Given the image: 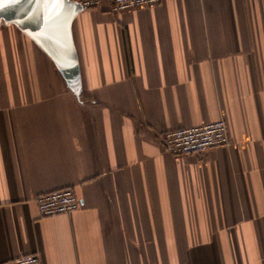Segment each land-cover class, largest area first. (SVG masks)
<instances>
[{"label": "crops", "instance_id": "crops-1", "mask_svg": "<svg viewBox=\"0 0 264 264\" xmlns=\"http://www.w3.org/2000/svg\"><path fill=\"white\" fill-rule=\"evenodd\" d=\"M59 52L0 9V264H264V0L67 13ZM225 118L231 144L160 134ZM81 207L43 217L37 196Z\"/></svg>", "mask_w": 264, "mask_h": 264}, {"label": "built area", "instance_id": "built-area-1", "mask_svg": "<svg viewBox=\"0 0 264 264\" xmlns=\"http://www.w3.org/2000/svg\"><path fill=\"white\" fill-rule=\"evenodd\" d=\"M82 8H100L103 3L110 5L115 13L132 10L144 6L159 4L162 0H69ZM160 143L164 150L173 156L201 155L206 151L229 146L231 137L228 122L225 118L216 121L168 131L160 134ZM37 204L41 216L54 217L61 214H71L81 205L74 188L54 190L37 196ZM5 264H43L39 254L19 257Z\"/></svg>", "mask_w": 264, "mask_h": 264}, {"label": "water", "instance_id": "water-1", "mask_svg": "<svg viewBox=\"0 0 264 264\" xmlns=\"http://www.w3.org/2000/svg\"><path fill=\"white\" fill-rule=\"evenodd\" d=\"M79 5L63 0L62 6L51 7L45 0H13L0 9L7 10L15 7L21 10L22 15L27 16L41 32L44 42L48 44V50L58 63L65 76H70L72 63L65 60L59 52L62 47L63 24L67 13Z\"/></svg>", "mask_w": 264, "mask_h": 264}, {"label": "snow or ice", "instance_id": "snow-or-ice-1", "mask_svg": "<svg viewBox=\"0 0 264 264\" xmlns=\"http://www.w3.org/2000/svg\"><path fill=\"white\" fill-rule=\"evenodd\" d=\"M11 2H13V0H0V7L6 6L8 3H11ZM45 3L55 8L58 6H62L63 0H45Z\"/></svg>", "mask_w": 264, "mask_h": 264}]
</instances>
